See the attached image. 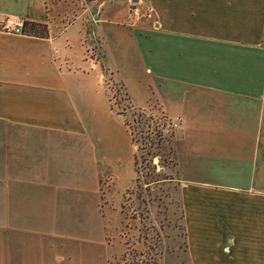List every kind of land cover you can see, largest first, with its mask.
I'll return each instance as SVG.
<instances>
[{"label":"crops","instance_id":"crops-1","mask_svg":"<svg viewBox=\"0 0 264 264\" xmlns=\"http://www.w3.org/2000/svg\"><path fill=\"white\" fill-rule=\"evenodd\" d=\"M134 1L150 14L130 32L125 12L106 6L94 19L95 33L104 44L101 23L125 27L149 76L180 87L170 93L176 109L160 106L181 120L175 168L190 263L264 264V0ZM49 3L0 0V20L48 26L44 37L0 30V231L16 232L0 238V264H32L26 242L54 237L13 224L15 184L42 199L39 204H58L60 191L80 196L86 189L78 176L94 180L105 165L96 155L94 106L84 96L90 87L79 92L69 81L80 70L94 72L98 61L82 57L83 69L74 57H56L60 36L72 27L81 35L84 28L74 20L54 33ZM77 259L51 264H85ZM99 264H110L109 258Z\"/></svg>","mask_w":264,"mask_h":264},{"label":"rangeland","instance_id":"rangeland-1","mask_svg":"<svg viewBox=\"0 0 264 264\" xmlns=\"http://www.w3.org/2000/svg\"><path fill=\"white\" fill-rule=\"evenodd\" d=\"M49 4L48 21L54 33L74 20L84 28L81 35L72 27L60 36L56 57H74L83 69L88 63L82 57L98 61L100 78L95 68L88 75L80 70L69 81L79 92L90 87L84 96L94 106L96 155L104 157L105 165L95 171L94 180L91 175L78 176L86 189L80 196H75L76 191H60L58 204H39L42 199L30 198L22 183L15 184L12 223L54 235L50 240L32 236L24 254L32 264H51L70 256L74 260L78 257L76 261L83 258L85 264H99L107 258L110 264H191L175 168L179 126L164 127L176 117L167 115L160 106L176 109L172 94L180 87L149 76L125 27L101 23L104 44L95 33L94 19L106 6L116 15L125 12L122 20L129 32L134 21L150 14L148 7L134 0H50ZM92 5V10H86ZM23 21L2 18L0 30L7 35H24L15 30ZM36 28L39 34L47 31L48 35L47 24ZM39 68L46 69L41 63ZM1 230L2 239L16 235L12 230ZM29 238L27 234L23 241Z\"/></svg>","mask_w":264,"mask_h":264},{"label":"trees","instance_id":"trees-1","mask_svg":"<svg viewBox=\"0 0 264 264\" xmlns=\"http://www.w3.org/2000/svg\"><path fill=\"white\" fill-rule=\"evenodd\" d=\"M37 26H46L45 23H40V22H37V21H24L23 22V28H22V31L24 34H28V35H34V36H39V37H44L47 35V31L45 32L44 35L42 34H39V32L36 30ZM45 31V29H44ZM127 124V123H126Z\"/></svg>","mask_w":264,"mask_h":264},{"label":"built area","instance_id":"built-area-1","mask_svg":"<svg viewBox=\"0 0 264 264\" xmlns=\"http://www.w3.org/2000/svg\"><path fill=\"white\" fill-rule=\"evenodd\" d=\"M22 26H23V23H21V22L17 23V27L15 29L16 32H20L21 33ZM179 125H180V117H176L175 120L166 122L164 124V127H167V128L171 127V128H173V127H178Z\"/></svg>","mask_w":264,"mask_h":264}]
</instances>
